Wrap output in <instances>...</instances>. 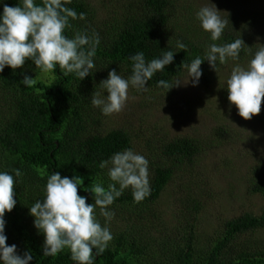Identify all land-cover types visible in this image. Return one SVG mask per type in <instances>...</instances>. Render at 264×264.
<instances>
[{
  "label": "trees",
  "instance_id": "obj_1",
  "mask_svg": "<svg viewBox=\"0 0 264 264\" xmlns=\"http://www.w3.org/2000/svg\"><path fill=\"white\" fill-rule=\"evenodd\" d=\"M4 2L16 6L19 0ZM181 3L182 0H119L101 18L90 0H72L67 7L86 13V20L71 21L72 27L66 29L65 35L72 38L76 32L87 31L91 35L95 31L101 38L93 74L79 81L74 74L65 76L57 67L53 72L54 83L37 81L34 86L26 87L22 83L24 75L30 69H37L31 61L15 71L5 67L0 73V171L11 173L12 169H19L22 172L14 186L16 206L5 213V234L9 246L17 245L18 254L32 253L31 264H74L68 249L55 257L43 256L44 237L37 234L34 217L29 214V207L43 198L48 175L59 172L62 177H82L83 186L78 188V195L86 196V203H94L92 194L83 189L98 182L105 187L110 183L107 169H101L100 162L115 152L133 149L131 131L104 129V115L91 104L93 92L103 93L99 84L107 79L109 71L115 69L127 79L132 73L129 59L132 55L143 51L150 61L162 51H178L175 44L181 40L188 45V51L176 53L173 64L148 82L149 89L165 92L157 87V82L161 79L172 82L185 76L183 64L196 56L203 57L212 43L199 22L187 27L180 24L184 10ZM238 4H231L221 13L225 18L229 14L230 22L216 43L241 38L247 52H241L238 62L229 60L220 66L217 73L207 61L201 65L203 75L199 82L205 89L219 85L218 92L225 100L228 92L222 80L230 76L237 63L246 67L255 52L264 46V7L245 8ZM2 11L3 5H0ZM256 117L264 123L263 105ZM214 134L216 143L199 134L166 136L157 143H148L153 150L146 157L151 195L136 204L131 191L126 190L115 200L111 206L115 222L110 223L114 239L109 249L96 258V264H264V241L257 238L264 231V210L260 215L245 213L226 221L205 242L196 232V220L207 206L203 198L211 195L207 190L210 178L205 177V170L200 166L202 157L209 147L223 145L233 137L224 126H218ZM177 178L182 180L178 190L182 195L178 223L182 218L184 224L180 227L176 224L173 229L163 228L158 224L161 215L158 206ZM247 184L248 193L264 196V158L258 160ZM201 189L202 198L195 193ZM96 212L103 225L99 208Z\"/></svg>",
  "mask_w": 264,
  "mask_h": 264
},
{
  "label": "clouds",
  "instance_id": "obj_2",
  "mask_svg": "<svg viewBox=\"0 0 264 264\" xmlns=\"http://www.w3.org/2000/svg\"><path fill=\"white\" fill-rule=\"evenodd\" d=\"M72 0H19L16 6L7 5L0 0L3 11L0 12V73L5 67L13 71L20 69L26 61H31L42 73L54 72L57 67L65 76L74 74L79 81L93 74L96 67V51L101 43L99 33L93 31L76 32L72 38L65 35L72 27L71 21L86 20V13H77L68 8ZM211 0H207L195 14L196 20L204 32L209 34L210 43L203 57L196 56L190 63L183 64L186 78L175 81L161 79L157 87L165 93L181 86L199 85L203 75L202 63L217 73L219 67L229 60L238 62L242 51L247 52L245 42L239 38L230 43L218 44L230 20L221 15ZM227 13V12H226ZM178 51H162L161 55L146 60L143 51L132 55V73L127 79L113 69L107 79L100 82L101 92H93L91 104L102 115L111 116L122 112L128 101L129 88L140 92L148 91V82L157 73H163L166 66L173 64L174 55L188 51V45L177 40ZM23 85L32 87L35 80L24 75ZM230 107L235 106L237 114L245 120H251L261 112L264 99V46H261L246 67L238 63L233 67L226 80ZM107 93V95H105ZM101 169H107L110 183L107 187L102 182L91 184L83 190L92 194L94 203H86V196L78 195V188L83 186V178L62 177L59 172L48 175L43 189V198L37 199L29 214L34 217L37 234L44 237L43 256L55 257L65 249L71 253L74 264H96V258L108 249L114 236L110 222L115 218L111 209L115 200L126 190L131 191L133 202L142 203L151 195L149 161L134 151L126 148L115 152L107 160L100 162ZM22 176L19 169L0 171V264H31L33 255L25 251L18 254L17 245L7 244L5 234V213H10L16 206L14 186ZM104 217L102 225L97 218Z\"/></svg>",
  "mask_w": 264,
  "mask_h": 264
},
{
  "label": "rangeland",
  "instance_id": "obj_3",
  "mask_svg": "<svg viewBox=\"0 0 264 264\" xmlns=\"http://www.w3.org/2000/svg\"><path fill=\"white\" fill-rule=\"evenodd\" d=\"M90 2L96 6V11L102 18L112 11L119 0ZM211 2L221 12L237 2L240 7L245 8H253L256 5L264 7V0ZM206 3L207 0H182L184 10L180 14V24L184 27L191 23L196 25L198 21L195 14ZM27 75L35 82L52 84L55 80L53 72L44 74L39 69H30ZM183 78H186V75ZM227 78L222 81L226 82ZM218 87L219 85H216L214 89H205L199 82L197 87L188 84L174 87L167 93L149 88L147 92H140L130 87L124 110L119 114L104 116V129L110 131L124 128L131 131L134 137L133 150L145 157L153 152L148 143H157L166 136L173 138L199 134L208 136L215 142L217 138L214 131L218 126H224L232 133L233 137L229 142L209 147L200 163L201 168L205 170V177L210 178L207 190L211 193L209 197L203 198L207 206L196 220V232L203 242L214 236L226 221L245 213L260 215L264 210V196L250 194L247 189L248 177L253 176V169L258 160L264 158V123L256 116L251 120L240 117L236 107H230L229 100L221 97ZM261 105L264 106V99ZM180 184L182 180L177 178L159 203L158 212L161 215L158 213V224L163 225V228L173 229L176 224L178 227L184 224L182 218L178 223L179 209L182 208ZM195 193L202 198V189ZM114 222L115 218L110 223ZM257 238L264 241V231H260ZM17 252L20 250L17 249Z\"/></svg>",
  "mask_w": 264,
  "mask_h": 264
}]
</instances>
